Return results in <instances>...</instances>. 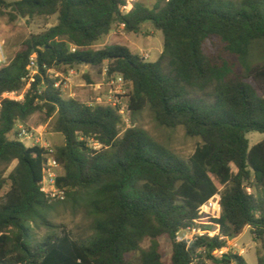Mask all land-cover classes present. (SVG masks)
I'll return each instance as SVG.
<instances>
[{
    "label": "trees",
    "instance_id": "obj_1",
    "mask_svg": "<svg viewBox=\"0 0 264 264\" xmlns=\"http://www.w3.org/2000/svg\"><path fill=\"white\" fill-rule=\"evenodd\" d=\"M124 3L0 0V17L12 21L57 16L55 26L28 38L11 63L0 67L2 95L24 88L33 52L39 65L25 100H4L0 112V164L17 163L7 178L0 175V193L9 185L0 201V264H131L129 254L146 239L151 246L143 251L142 264H248L218 251L247 228L264 244V141L251 147L247 137L264 135V66L250 64L255 49L264 53V0H243L240 6L226 0H159L153 8L137 3L126 15ZM148 22L164 36L157 61L121 45L94 49L115 25L137 34ZM80 65H105L108 78L122 77L131 86V118L148 108L160 125L182 126L203 144L186 162L142 128L120 136L118 109L65 100L55 87L58 78L48 75ZM192 94H210L212 100ZM40 113L55 118L53 131L63 137L54 157L64 170L57 178L64 202L50 203L41 192L48 151L10 139L18 123ZM91 141L102 148H92ZM216 194L222 213L212 221L220 236L180 241L178 234L196 225L201 206ZM59 203L91 217L88 241L54 232L49 216ZM43 229L48 234L40 238ZM163 237L172 245L167 260ZM258 264H264V255Z\"/></svg>",
    "mask_w": 264,
    "mask_h": 264
},
{
    "label": "rangeland",
    "instance_id": "obj_2",
    "mask_svg": "<svg viewBox=\"0 0 264 264\" xmlns=\"http://www.w3.org/2000/svg\"><path fill=\"white\" fill-rule=\"evenodd\" d=\"M8 3L20 0H5ZM159 0H135L132 4L135 6L137 3L143 4L149 8H153ZM231 1L237 6H240L243 0H226ZM57 24V16L44 18H18L12 21L7 15L0 17V36L6 41V55L9 61L23 49V46L28 38L33 35L41 34ZM110 45H121L129 48L132 53L143 57L148 62L157 61L164 46V36L160 31H157L151 23L142 25L140 33H128L120 25H115L111 33L104 37L95 46V50L104 48ZM251 66H264V53L261 49H255L251 60ZM106 66H92L80 65L73 69L62 68L55 76L60 81V88L63 98L65 100H77L87 105H100L109 106L114 99L128 107L129 95L131 93V86L128 83H116L113 86L115 93H111L109 78L106 75ZM163 69L166 73L170 72V67L167 61L163 62ZM254 87L256 84L249 80ZM97 85L101 89L97 91ZM262 95V92L258 90ZM196 99H203L207 102L212 100L210 94L198 95L192 94ZM100 99V101H99ZM55 118L46 119L45 113H40L32 116L25 124V128L31 131L33 128L43 127L41 130L43 143L51 146L54 150L63 144V137L53 131V123ZM131 127H139L147 131L156 141L170 149L173 153L178 155L181 159L188 162L196 153L198 147L203 144L200 138L188 137L185 129L182 126L176 129H170L160 125L154 119L151 111L147 108L135 117L131 118L130 114H126L122 119L120 127V136ZM18 129V127H17ZM17 133V131H16ZM250 146H254L264 141V135L260 133L248 134ZM10 139H16L15 132ZM17 163L14 162L10 166L0 164V175L7 178L9 174L16 167ZM61 175L64 170H61ZM219 189H223L224 185L217 184ZM250 189V188H248ZM9 191V185H6L0 193V201L4 195ZM249 193L254 191L250 189ZM49 219L56 226L54 232L61 235L63 231L71 234L73 239L86 242L93 236L92 219L84 210H74L69 204L59 203L51 212ZM48 234V231L43 229L38 231L40 238ZM178 238H190L186 233H180ZM234 241L239 246L245 249L244 258L248 264H258L259 258L264 255V244L262 241L257 240L251 233L250 229H245L241 234L236 235L234 238L229 239ZM160 243L164 252V259L171 256L172 245L170 239L163 237ZM151 241L146 239L142 242L138 251L129 254L128 258L131 264H142L143 251L149 250Z\"/></svg>",
    "mask_w": 264,
    "mask_h": 264
},
{
    "label": "built area",
    "instance_id": "obj_3",
    "mask_svg": "<svg viewBox=\"0 0 264 264\" xmlns=\"http://www.w3.org/2000/svg\"><path fill=\"white\" fill-rule=\"evenodd\" d=\"M135 0H124V5L122 6V13L124 15L129 14L133 9L134 5L132 4ZM169 1V0H167ZM124 28V25H120ZM76 47L71 46V51H75ZM11 63L6 55V41L3 37L0 36V67L8 66ZM39 74V65L37 61V56L32 53L27 64V73L23 77L22 82L24 83V88L19 92H6L0 95V112L2 108V103L4 100H10L15 102H23L25 100V95L32 89V85L36 82V77ZM48 75L51 79H56L55 76H59V73L55 70H49ZM107 75V70H106ZM124 84L126 81L122 77H111L109 78V84L111 87L110 92L115 93L113 89L114 84L116 83ZM55 87H60V81L55 84ZM101 89V86L97 85V91ZM42 90L39 91L41 93ZM100 101V99H99ZM112 106L118 109V113L124 119L126 114H130L128 107L122 105L119 100L114 99L111 101ZM18 127V129H17ZM43 127L33 128L31 131L25 128V124L18 123L15 129L16 140L24 143L27 147L40 146L45 148L48 151L47 161L44 164L43 168V179L40 183L41 192L48 198L50 203L64 202L66 200V193L64 190L60 189L57 185V178L61 176V170L63 167L56 162L54 154L55 150L51 146L43 143L41 130ZM17 131V133H16ZM90 146L96 150L102 148V146L94 141H91ZM250 191V189H247ZM202 217L196 222L191 228L182 230L180 233H186L190 238H179L180 241L186 240L188 244L192 243L195 239L200 237L214 238L220 236L219 227L216 226L212 220L218 219L219 215L222 213V204H221V194H216L207 202L201 206ZM179 233V234H180ZM178 234V236H179ZM227 246L218 251V256H223L224 254L232 253L243 257L245 254V249L242 246H239L234 241H230L229 238Z\"/></svg>",
    "mask_w": 264,
    "mask_h": 264
},
{
    "label": "water",
    "instance_id": "obj_4",
    "mask_svg": "<svg viewBox=\"0 0 264 264\" xmlns=\"http://www.w3.org/2000/svg\"><path fill=\"white\" fill-rule=\"evenodd\" d=\"M34 53V52H33ZM235 237V235L234 236H231V237H229V239H232V238H234Z\"/></svg>",
    "mask_w": 264,
    "mask_h": 264
}]
</instances>
